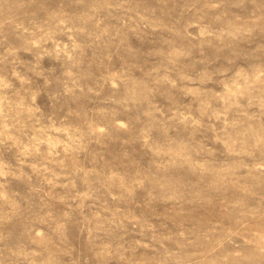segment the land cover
<instances>
[{"label": "rangeland", "instance_id": "1", "mask_svg": "<svg viewBox=\"0 0 264 264\" xmlns=\"http://www.w3.org/2000/svg\"><path fill=\"white\" fill-rule=\"evenodd\" d=\"M0 264H264V0H0Z\"/></svg>", "mask_w": 264, "mask_h": 264}]
</instances>
